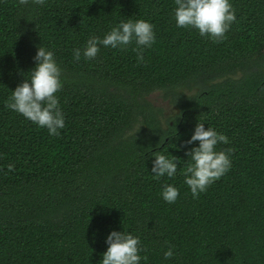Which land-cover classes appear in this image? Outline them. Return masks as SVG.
I'll return each instance as SVG.
<instances>
[{"label":"trees","instance_id":"obj_1","mask_svg":"<svg viewBox=\"0 0 264 264\" xmlns=\"http://www.w3.org/2000/svg\"><path fill=\"white\" fill-rule=\"evenodd\" d=\"M231 3L213 42L176 26L174 0H0V264H99L111 230L139 236L140 264H264V0ZM129 17L154 25L143 62L134 42L74 61ZM42 42L62 69L55 136L5 107ZM156 90L177 108L166 119ZM198 121L228 137L216 150L232 164L193 198L182 169ZM155 151L179 157L176 176L153 178Z\"/></svg>","mask_w":264,"mask_h":264},{"label":"clouds","instance_id":"obj_2","mask_svg":"<svg viewBox=\"0 0 264 264\" xmlns=\"http://www.w3.org/2000/svg\"><path fill=\"white\" fill-rule=\"evenodd\" d=\"M36 3L43 4L44 0H36ZM174 4L173 16L177 27L194 28L213 42L225 39L226 32L237 19L231 0H174ZM155 39L154 25L150 21L129 17L120 20L102 37L90 35L82 48L72 50L73 59L79 61L83 56L85 60H91L97 56L101 46L123 48L134 42L137 61L143 62L144 49L151 47ZM36 47L33 58L35 66L11 90L5 107L21 114L39 128H46L50 136H55L65 127V116L56 95L62 87V69L54 51L45 47L43 42ZM197 141L198 145H194ZM185 143L194 146L185 153L188 159L182 169L183 183L188 186L193 198H197L211 183L229 171L232 164L229 153L232 149L216 150L218 143H229L228 137L209 125L206 128L199 121ZM152 156L151 173L154 179L176 176L179 157L163 151H155ZM160 194L166 202L174 203L179 189L168 183L162 187ZM105 243L107 249L102 253L99 264H140L142 260H147L146 256L141 255L143 248L139 236L130 232L111 230ZM163 256L165 260L172 258L174 246H169Z\"/></svg>","mask_w":264,"mask_h":264},{"label":"rangeland","instance_id":"obj_3","mask_svg":"<svg viewBox=\"0 0 264 264\" xmlns=\"http://www.w3.org/2000/svg\"><path fill=\"white\" fill-rule=\"evenodd\" d=\"M148 99L157 107L162 108L164 118H168L170 115L175 114L177 108L171 103V101L164 96V91L156 90L152 92Z\"/></svg>","mask_w":264,"mask_h":264}]
</instances>
